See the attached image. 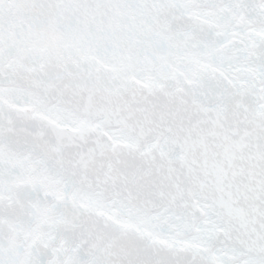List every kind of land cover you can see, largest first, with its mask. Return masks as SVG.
<instances>
[{"label": "snow or ice", "instance_id": "6c2138e0", "mask_svg": "<svg viewBox=\"0 0 264 264\" xmlns=\"http://www.w3.org/2000/svg\"><path fill=\"white\" fill-rule=\"evenodd\" d=\"M0 264H264V0H0Z\"/></svg>", "mask_w": 264, "mask_h": 264}]
</instances>
